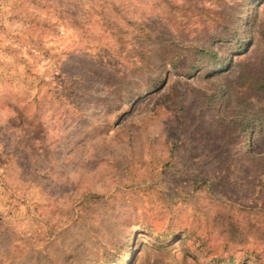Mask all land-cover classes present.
I'll use <instances>...</instances> for the list:
<instances>
[{"label": "rangeland", "instance_id": "1", "mask_svg": "<svg viewBox=\"0 0 264 264\" xmlns=\"http://www.w3.org/2000/svg\"><path fill=\"white\" fill-rule=\"evenodd\" d=\"M0 264H264V0H0Z\"/></svg>", "mask_w": 264, "mask_h": 264}]
</instances>
